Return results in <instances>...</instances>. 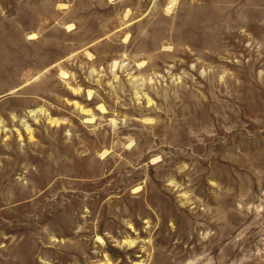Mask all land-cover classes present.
I'll use <instances>...</instances> for the list:
<instances>
[{
    "label": "rangeland",
    "instance_id": "1",
    "mask_svg": "<svg viewBox=\"0 0 264 264\" xmlns=\"http://www.w3.org/2000/svg\"><path fill=\"white\" fill-rule=\"evenodd\" d=\"M0 264H264V0H0Z\"/></svg>",
    "mask_w": 264,
    "mask_h": 264
}]
</instances>
